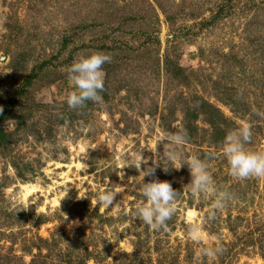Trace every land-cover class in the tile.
<instances>
[{"label":"rangeland","instance_id":"374dc122","mask_svg":"<svg viewBox=\"0 0 264 264\" xmlns=\"http://www.w3.org/2000/svg\"><path fill=\"white\" fill-rule=\"evenodd\" d=\"M91 51L111 56L102 65L104 104L69 109L66 69ZM177 65L183 71L175 75ZM32 73L38 76L21 99L27 123L0 148L1 255L30 264L38 250L26 247L40 237L54 242V259L76 244L80 254L84 244L107 250L99 264H264L258 247H242L245 233L264 230V177L228 175L221 143L208 142L205 116L197 121L200 143L186 140L178 151L205 159L232 199L209 220L211 200L184 186L190 175L182 165L169 168L182 175L169 181L178 196L168 231L130 215L141 199V173L132 165L162 154L159 135L184 128L186 107L201 99L219 108L225 134L247 122L246 147L264 149V118L252 112H264V0H0V108ZM111 185L124 188L119 209L96 200ZM65 215L79 224L69 228ZM189 221L201 223L207 244L222 253L199 255L203 245L186 236Z\"/></svg>","mask_w":264,"mask_h":264},{"label":"clouds","instance_id":"9594fccd","mask_svg":"<svg viewBox=\"0 0 264 264\" xmlns=\"http://www.w3.org/2000/svg\"><path fill=\"white\" fill-rule=\"evenodd\" d=\"M111 62V56L99 51H91L87 54L81 53L67 67V76L71 88L66 92L64 102L72 110L82 109L87 102L96 105H103L104 100L101 93L104 90L105 72L102 65ZM257 117L264 118V112L258 109L252 110ZM251 129L247 122L242 123L237 129L228 131L221 142V153L228 166V175L240 180L250 177H264V149L249 150L246 144L250 142ZM187 131L183 127H177L173 132H162L157 144L162 145L163 152H155L149 163L148 158L140 157L132 167L138 168L141 173L139 185V199L131 210V218L142 222L154 231L163 229L168 231L167 223L175 214V201L178 192L167 180H160L155 177V170L160 167L167 172L169 168L179 170L182 165L188 169L190 180L184 185L193 194H199L205 199L211 200V208L208 212V219L215 217L218 210H221L232 199V193L228 190L218 188L208 170L205 159L199 156L183 158L178 148L186 143ZM166 161L167 165L162 164ZM179 163L173 166L174 162ZM141 164L144 165L141 170ZM152 177L145 181L144 177ZM124 188L120 185H111L99 189L95 193L96 200L105 208H120L123 197L116 200L118 193H123ZM63 220H68L67 216ZM62 220V221H63ZM79 221L68 220V227L78 225ZM186 236L193 244L203 245L198 249L199 255L204 257H215L222 253L220 245L207 244V234L201 223L189 221Z\"/></svg>","mask_w":264,"mask_h":264},{"label":"trees","instance_id":"16d2710c","mask_svg":"<svg viewBox=\"0 0 264 264\" xmlns=\"http://www.w3.org/2000/svg\"><path fill=\"white\" fill-rule=\"evenodd\" d=\"M171 64L170 61H166L165 65L169 68ZM43 67V66H42ZM176 74H181L183 71L180 66L177 65ZM174 72V71H173ZM38 74V73H37ZM36 73H32L27 76L20 86L18 92L14 97L11 98L10 104L6 105L3 108H0V148L8 146L11 144V139L13 136L17 135L21 129L27 123L26 115L23 113V107L21 99L26 96L28 89L33 84L34 79L38 76ZM107 98V96H106ZM200 100V99H199ZM87 102L86 104H88ZM221 111L216 106L212 105L210 102L201 99L199 104L194 103L191 106H187L185 109V118L187 123L184 125V129L187 131V141L193 143H200L198 137V128L197 121L201 116H205L208 118V124L211 128V135L208 139L209 143L213 145H217L221 143L224 138V125L227 123L225 118H221ZM12 126V130L8 129V126ZM207 153L206 151H204ZM210 153V152H208ZM172 172L168 170L167 172L163 171L160 167H157L155 170V176L160 180L171 181L174 180L173 175H178L179 177L182 175L181 172H176L171 175ZM24 173L19 171L18 176L23 177ZM149 178V177H148ZM172 178V179H171ZM147 179L146 181H148ZM140 185V183H139ZM138 185V188H139ZM46 222V218L44 216H38V224H44ZM245 241L244 244L246 246H242L244 248L249 247L250 245L258 247L264 253V230L262 229H254L250 230L248 233L244 234ZM50 241L44 240L43 238H38L34 242H32V246L26 247V251L31 254L32 247L38 250V254L33 256V260L30 264H88L89 261L95 260L97 264L100 262L98 259L102 254L107 253V250H103L98 253V250L94 248V250H89L86 245L83 244V249L80 254L76 253L80 248L79 244H76L75 247L70 248L67 254L60 255L61 249L58 250L57 258L54 259L52 256L54 255L55 244L49 243ZM82 247V246H81ZM46 249V253H43V250ZM241 249V248H240ZM138 251V250H137ZM242 251V249H241ZM74 253V255L72 254ZM62 254V253H61ZM100 255V257H99ZM107 255V254H105ZM56 256V255H54ZM10 259V258H9ZM5 256L0 254V264H26L22 262H18L16 260H9Z\"/></svg>","mask_w":264,"mask_h":264}]
</instances>
